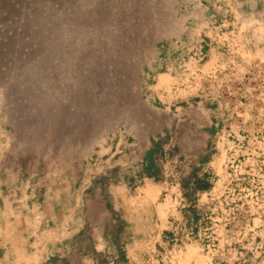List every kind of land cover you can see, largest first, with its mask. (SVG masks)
Here are the masks:
<instances>
[{
  "label": "rangeland",
  "instance_id": "374dc122",
  "mask_svg": "<svg viewBox=\"0 0 264 264\" xmlns=\"http://www.w3.org/2000/svg\"><path fill=\"white\" fill-rule=\"evenodd\" d=\"M0 264H264V0H0Z\"/></svg>",
  "mask_w": 264,
  "mask_h": 264
}]
</instances>
